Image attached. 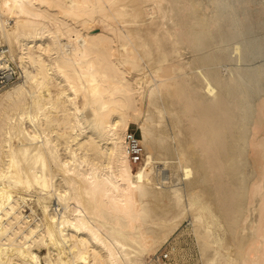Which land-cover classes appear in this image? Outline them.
<instances>
[{
  "label": "bare ground",
  "instance_id": "bare-ground-1",
  "mask_svg": "<svg viewBox=\"0 0 264 264\" xmlns=\"http://www.w3.org/2000/svg\"><path fill=\"white\" fill-rule=\"evenodd\" d=\"M1 77L0 264H158L168 214L264 264V0H0Z\"/></svg>",
  "mask_w": 264,
  "mask_h": 264
},
{
  "label": "rangeland",
  "instance_id": "rangeland-1",
  "mask_svg": "<svg viewBox=\"0 0 264 264\" xmlns=\"http://www.w3.org/2000/svg\"><path fill=\"white\" fill-rule=\"evenodd\" d=\"M147 20L148 19L145 18V22ZM185 54L184 57L188 58L190 57L191 52H188L186 55ZM10 76L11 78L6 83H11L15 81L19 76L18 71L15 69V72H13V74ZM3 83L5 82H2V84ZM183 120H184L183 123L185 125L182 128V130L183 132L186 131L184 133V136L187 135L186 133L188 130L189 131L192 130L193 134H196L198 132V128H199L198 125H195V123L190 122L192 121V119H188L186 115H183ZM135 128H136L135 125H131L128 131L134 132L135 135L139 138L140 137L139 129L137 128L135 129ZM143 154H144V149L141 156L142 158H143ZM195 156L197 157V153L195 154ZM142 158L137 162H132V164L138 165L142 161ZM245 164L247 165H245L243 172L244 173L247 172L245 173V175L246 176L248 175L247 178L249 177L248 179L250 180L253 175L250 173L252 172L251 160L249 158L246 159L245 157ZM219 182L224 184L220 185L219 183L216 182L215 188L217 189L213 188L214 186L212 185L211 182L209 183V181L205 182V187H204L206 192L204 194V198L210 200V202H213V204L215 205L218 200V197L227 194L231 190L229 184H225L224 179H222V177H219ZM36 194L43 195L45 193H43L42 190L39 191L35 189L24 191L23 193L24 202L23 201L20 202L22 204V208H21L22 214L26 215L30 213L32 217L31 223L33 225L36 224V222L39 221L40 217L42 218L43 216L41 206L35 196ZM213 208L215 209L216 207L214 206ZM163 221L164 222L162 227L167 228L165 239H163L161 245L159 246L158 252L155 255H151V257H153L154 259V257L156 256H160V257L162 256V264H203L199 243H197L198 240L192 230V226L189 223H187L188 221L186 214H183L181 215V217H177L175 219L172 218L171 214H168L164 217ZM229 232L230 231L226 232V237L228 239L231 236L230 235L231 232L230 233ZM43 253L44 250L42 249L39 250L40 256H42ZM151 262L152 261H150V263ZM42 264H45L43 259H42Z\"/></svg>",
  "mask_w": 264,
  "mask_h": 264
},
{
  "label": "built area",
  "instance_id": "built-area-1",
  "mask_svg": "<svg viewBox=\"0 0 264 264\" xmlns=\"http://www.w3.org/2000/svg\"><path fill=\"white\" fill-rule=\"evenodd\" d=\"M3 80L4 78L1 77L0 81H3ZM126 140H127V150H128L129 158L131 162H137L138 160L142 158L141 156L143 153V147L141 143L139 142V138L135 135L134 132L127 131ZM151 261L152 262L157 261L158 264H162V256L161 257L156 256L154 257V259L152 258Z\"/></svg>",
  "mask_w": 264,
  "mask_h": 264
}]
</instances>
